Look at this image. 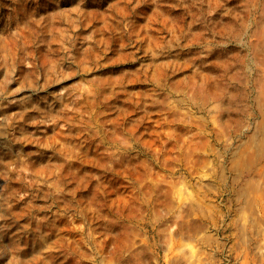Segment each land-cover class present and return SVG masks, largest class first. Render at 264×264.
I'll return each instance as SVG.
<instances>
[{"label": "rangeland", "instance_id": "374dc122", "mask_svg": "<svg viewBox=\"0 0 264 264\" xmlns=\"http://www.w3.org/2000/svg\"><path fill=\"white\" fill-rule=\"evenodd\" d=\"M0 264H264V0H0Z\"/></svg>", "mask_w": 264, "mask_h": 264}]
</instances>
